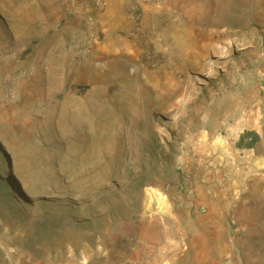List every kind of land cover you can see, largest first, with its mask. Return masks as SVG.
<instances>
[{
    "label": "rangeland",
    "instance_id": "1",
    "mask_svg": "<svg viewBox=\"0 0 264 264\" xmlns=\"http://www.w3.org/2000/svg\"><path fill=\"white\" fill-rule=\"evenodd\" d=\"M93 2L0 14V264H264V0L148 1L122 54ZM188 204L227 256L189 247Z\"/></svg>",
    "mask_w": 264,
    "mask_h": 264
},
{
    "label": "crops",
    "instance_id": "2",
    "mask_svg": "<svg viewBox=\"0 0 264 264\" xmlns=\"http://www.w3.org/2000/svg\"><path fill=\"white\" fill-rule=\"evenodd\" d=\"M6 0H0V14L6 19V17H12L15 14L20 13V11H23V7L28 6L29 8H32V10H36L41 4H45L48 8H52V6L58 2V0H10V4L6 5L4 3ZM96 1V0H92ZM104 1L105 7L102 8L103 11H100L98 7L93 8L92 12L96 19L95 26L99 29L105 32V38H106V44H108L109 48L117 53V52H126V50L130 47H132L135 43H138L139 41L136 40H130L127 36V30L132 26V18L128 15V12L125 8V5L128 0H101ZM205 0H192L191 7H193L194 11H197L202 6V3H204ZM23 5V6H21ZM149 6V5H148ZM152 6H149V9ZM101 9V8H100ZM30 10V9H29ZM146 15H147V7H146ZM0 21L3 20L0 18ZM155 42H157L155 40ZM132 43V44H131ZM85 60H88L85 58ZM194 191V189H192ZM196 191V197H194V193L192 200V204L198 205V202H200V206H204L205 202H208L207 199H205L202 195L206 194L207 197H209L210 188L205 184H199L195 187ZM218 192V191H217ZM208 193V194H207ZM202 196V197H201ZM195 198V199H194ZM216 204H219L220 209L224 211L225 213L229 211L230 205L226 204L225 201H220V198L216 197L214 200ZM192 205L189 206L185 205L182 207V214L183 216H190L191 214L194 215L193 217H188L187 219L181 218V226H187V234L184 235V237L187 238V242L190 245L196 241H201L202 243L205 241L204 239L207 237L206 243H212V246L214 247L216 245V248L220 246L217 251L221 253H224L226 256L231 252L230 248V241L229 239L233 238L231 236L230 230L228 228L229 223L226 221H223V217L220 216L219 224L215 222V214L214 212H211L212 206L210 205L209 208H207V213L200 212L198 208L191 210ZM217 206V205H216ZM215 209V207H214ZM206 216V217H205ZM215 222V223H214ZM213 224L217 225L215 228L213 227ZM211 228H214L213 235H210L209 230ZM212 233V232H211ZM208 235V236H207ZM214 244V245H213ZM201 253L203 252L202 256H205V250L201 249Z\"/></svg>",
    "mask_w": 264,
    "mask_h": 264
},
{
    "label": "built area",
    "instance_id": "3",
    "mask_svg": "<svg viewBox=\"0 0 264 264\" xmlns=\"http://www.w3.org/2000/svg\"><path fill=\"white\" fill-rule=\"evenodd\" d=\"M153 0H130L127 4V10L129 14L135 18L140 19L142 15V7L143 5ZM159 2V0H155ZM93 4L98 7L99 9L105 7L104 1L96 0ZM102 40V33L93 29L86 30L85 37L81 47H78V54L80 55H88L94 48L96 43H101ZM204 211V208H202Z\"/></svg>",
    "mask_w": 264,
    "mask_h": 264
},
{
    "label": "trees",
    "instance_id": "4",
    "mask_svg": "<svg viewBox=\"0 0 264 264\" xmlns=\"http://www.w3.org/2000/svg\"><path fill=\"white\" fill-rule=\"evenodd\" d=\"M260 141V136L257 132L255 131H245L242 135H241V145L246 147V148H254L256 147V145L258 144V142ZM9 196V194H8ZM13 203V201H12ZM14 204V203H13ZM14 214L17 218L19 219H23L25 216L22 213V211L14 204Z\"/></svg>",
    "mask_w": 264,
    "mask_h": 264
},
{
    "label": "bare ground",
    "instance_id": "5",
    "mask_svg": "<svg viewBox=\"0 0 264 264\" xmlns=\"http://www.w3.org/2000/svg\"><path fill=\"white\" fill-rule=\"evenodd\" d=\"M194 101H197L195 96H194V98H193V102H194ZM182 110H183V109H181V111H182Z\"/></svg>",
    "mask_w": 264,
    "mask_h": 264
}]
</instances>
